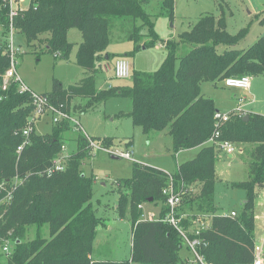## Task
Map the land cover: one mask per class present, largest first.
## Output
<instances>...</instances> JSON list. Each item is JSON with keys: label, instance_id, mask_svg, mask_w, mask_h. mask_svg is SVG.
Segmentation results:
<instances>
[{"label": "trees", "instance_id": "obj_1", "mask_svg": "<svg viewBox=\"0 0 264 264\" xmlns=\"http://www.w3.org/2000/svg\"><path fill=\"white\" fill-rule=\"evenodd\" d=\"M153 1L34 0L13 22L28 46L60 60H68L75 47L70 32L77 30L81 35L76 63L84 76L68 88L55 79L52 90L41 94L52 105L74 116L94 111L114 98H129L132 109L125 115L133 126L148 137L169 134L174 158L182 151L201 148L173 174L134 162L131 178L116 181L119 201L115 211L120 218L131 220L133 233L131 259L118 263L93 257L105 219L93 204L96 177L86 175L82 167L101 150L94 153L83 129L75 130L68 120L51 122L49 134L40 135L35 129L18 153L34 107L31 94H20L17 82L10 81L8 89L2 90L11 52L8 9L0 6V264H202L196 253L206 264L255 261V204L258 190L264 187V116L250 113L244 121V117L231 115L220 125V140L245 146L242 153L249 157L248 180L231 184L246 192L242 210L235 217L221 215L215 205L218 157L216 148L206 144L216 131L217 110L214 101L201 93V84L264 76V38L240 50L237 47L248 36L249 27L232 34L225 16H202L177 41L163 42L167 56L157 71L132 68L131 86L98 89L104 66L109 68L117 58L131 62L142 48L160 42L147 11ZM156 1L159 15L172 20L175 0ZM117 27L134 44L132 51L119 56L106 52ZM220 47L224 48L221 52ZM17 49L18 63L22 50ZM69 131L77 133V151L69 156L64 172L48 176L45 172L64 154ZM90 139L102 149L115 146L112 138ZM171 181L180 196L176 210L180 228L190 241H199L195 254L184 235L165 222L169 207L164 191ZM150 199L153 204L162 203V211L156 220H143V208ZM7 243L12 244L9 254L4 251Z\"/></svg>", "mask_w": 264, "mask_h": 264}, {"label": "rangeland", "instance_id": "obj_2", "mask_svg": "<svg viewBox=\"0 0 264 264\" xmlns=\"http://www.w3.org/2000/svg\"><path fill=\"white\" fill-rule=\"evenodd\" d=\"M147 11L153 16L160 42L155 47L146 50L142 48L135 58L131 59L132 68L137 71H157L167 56V49L163 42L177 41L179 35L190 30L202 16L213 15L217 18L225 16L227 30L232 34L249 27L248 36L237 47L240 50H247L260 38H264V24L261 23L264 21V0H175V14L172 20L159 15L161 8L156 0L147 7ZM123 36L124 33L120 27L114 29L106 52L119 56L132 51L133 42L127 41ZM69 40L75 44V47L68 60H60L42 52L43 50L38 47L28 46L25 37L15 32V47L22 50L17 63L18 75L32 91L38 94L50 92L55 79L60 80L64 87L68 88L83 78L84 71L76 63L78 44L82 40L81 35L77 30H72ZM223 50V47L219 48L220 52ZM113 63L114 61L109 68L104 66L102 73L98 75L96 83L98 89L106 90L110 87L132 85V77L115 78L112 70ZM201 89V93L214 101L219 113L233 115L234 112L245 111L264 116V76L251 79L250 93L225 89L222 82H203ZM244 97L247 99L246 104L240 106L239 101ZM131 109L132 101L129 98L120 97L110 100L85 115H74L83 133L90 138H112L115 146L106 148L107 150L131 151L134 159L131 161L119 157L113 158L112 154L100 151L87 159L82 167L86 175L96 177L93 204L98 209V216L105 219V226L99 228L94 245L93 257L96 260L118 263L131 259L132 223L129 218H120L115 211L119 201V195L115 191L116 181L131 178L134 162L173 174L177 166L186 158V154L173 157L172 138L169 134H151L148 137L141 128L133 126L131 119L125 115ZM121 113L125 116L121 117ZM50 132L51 121L45 117L39 121L37 133L45 135ZM76 134L74 131H69L65 135V152L69 156L77 151ZM234 146L235 152L232 157L224 154L219 148L215 150L218 157L215 205L221 215L231 212L240 213L246 200V192L233 188L231 184L248 180L249 157L242 153V147L245 146ZM161 208L162 203L160 202L158 204L148 202L144 205L142 219H158ZM33 236L32 232L31 238ZM6 247L10 251L12 244L7 243ZM187 255L188 252L184 249L182 256Z\"/></svg>", "mask_w": 264, "mask_h": 264}, {"label": "built area", "instance_id": "obj_3", "mask_svg": "<svg viewBox=\"0 0 264 264\" xmlns=\"http://www.w3.org/2000/svg\"><path fill=\"white\" fill-rule=\"evenodd\" d=\"M34 0H0V6H4L5 8L8 9V16L10 19V36H9V48L11 52V67L7 71L3 82H2V90L6 91L8 89V84L10 81H15L19 84V92L20 94L23 93H30L32 97V104H33V113L30 116L27 127L23 131V136L25 137V142L24 144L19 148L18 153H20L23 148L25 147L26 144L29 143V136L34 132L35 129H37V125L39 121H41L43 118L48 117L50 121L53 124L60 123L64 120H68L71 122L73 128L77 131H82L81 125L77 120L74 119V116L64 112L59 106H54L50 103V100L47 96H42L41 94L33 92L25 83H23L22 79L19 77L18 72H17V61H16V55L18 54V49L15 47L14 44V20L20 15V13L26 11L27 9L30 8L32 2ZM113 73L115 78L117 79H128L131 77L132 74V64L129 59L127 58H117L114 61L113 64ZM223 85L226 88H231V89H239L242 91H248L251 87V78L249 77H243V78H227L223 81ZM247 99L241 98L239 101V105L244 106L246 104ZM239 110V109H238ZM235 116H241L244 117L248 115L247 112L241 111L239 113H233ZM215 127L216 131L214 135L207 141V145H213L215 148H219L222 150V152L226 155L232 156L233 153L235 152V146L231 144L228 141H223L221 139V134H220V125L228 122L231 118V114L225 115L219 112L215 113ZM90 147L92 150L95 152L97 151H105L108 154H112L114 156H117L119 158H123L126 160H131L133 161V155L130 151L127 152H122V151H109L107 149H102L99 145H97L95 142H93L90 138ZM66 147H63L64 154L59 156L53 163L52 167H50L45 174L48 176H52L56 173H61L66 170L67 162L69 159V155L66 154L65 152ZM18 182V181H17ZM164 194L168 195V207H169V214L165 218V222L171 224L174 226L176 229H178L186 238L187 243L189 246L193 249L194 254L195 252V247L199 245V241H190L185 234L182 232V229L180 228V218L176 215V210L177 207L180 203V196L175 193L174 188H173V183L171 181L170 187L167 188L164 191ZM143 208V207H142ZM230 216L235 217L236 213L231 212ZM182 218V217H181ZM205 225L202 227L204 228ZM4 251L9 254V249L7 247L4 248ZM255 261L253 264H264V257L262 254V246L256 244L255 246ZM196 257L200 260L202 264H206L203 258L200 257L196 253Z\"/></svg>", "mask_w": 264, "mask_h": 264}, {"label": "crops", "instance_id": "obj_4", "mask_svg": "<svg viewBox=\"0 0 264 264\" xmlns=\"http://www.w3.org/2000/svg\"><path fill=\"white\" fill-rule=\"evenodd\" d=\"M133 67H134V64H133ZM222 85H223V81H222ZM223 87H224V85H223ZM224 88L225 89L232 90V91H242V90H239V89H231V88H226V87H224ZM250 91H251V87H250V89L248 91H243V92L250 93ZM247 106H249V105H247ZM248 114H250V113H248ZM200 150H201V148H195V149H192V150L182 151L179 154H181V155L182 154L183 155L186 154V158L183 161V162H185V161H189V160L194 159L198 155V153H199ZM187 155L189 157H187ZM191 156H192V158H191ZM230 157H232V156H230ZM255 206H256V208H255V216H256V238H257L258 245H261L262 246V254H263V257H264V187L261 188L260 190H258V192H257Z\"/></svg>", "mask_w": 264, "mask_h": 264}, {"label": "water", "instance_id": "obj_5", "mask_svg": "<svg viewBox=\"0 0 264 264\" xmlns=\"http://www.w3.org/2000/svg\"><path fill=\"white\" fill-rule=\"evenodd\" d=\"M144 50H146V49L144 48ZM248 120H249V115L244 116V121H248ZM113 158H117V156H114V155H113ZM152 201H153V200L150 199L148 202L151 203Z\"/></svg>", "mask_w": 264, "mask_h": 264}]
</instances>
